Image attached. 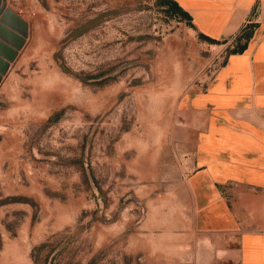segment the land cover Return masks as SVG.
Returning <instances> with one entry per match:
<instances>
[{"label":"rangeland","instance_id":"obj_1","mask_svg":"<svg viewBox=\"0 0 264 264\" xmlns=\"http://www.w3.org/2000/svg\"><path fill=\"white\" fill-rule=\"evenodd\" d=\"M233 47L165 0H0V264H201L173 110Z\"/></svg>","mask_w":264,"mask_h":264},{"label":"crops","instance_id":"obj_2","mask_svg":"<svg viewBox=\"0 0 264 264\" xmlns=\"http://www.w3.org/2000/svg\"><path fill=\"white\" fill-rule=\"evenodd\" d=\"M196 33L234 43L205 86L174 106L191 144L188 253L201 264H264V0H174Z\"/></svg>","mask_w":264,"mask_h":264},{"label":"trees","instance_id":"obj_3","mask_svg":"<svg viewBox=\"0 0 264 264\" xmlns=\"http://www.w3.org/2000/svg\"><path fill=\"white\" fill-rule=\"evenodd\" d=\"M165 3L167 5V8L175 15H178L181 19H184L186 21V23L190 26V27H193V24L189 21V16L188 14L183 11L178 5L177 3L174 1V0H165ZM198 36L199 38L203 39V40H206L210 43H218V42H221L220 40H216V39H213V38H210V37H207L205 36L204 34L202 33H198ZM242 46H237L236 44H234V47L232 48L231 51H235V50H238V49H241ZM21 199V198H19Z\"/></svg>","mask_w":264,"mask_h":264}]
</instances>
